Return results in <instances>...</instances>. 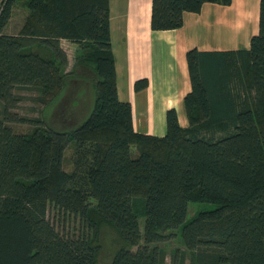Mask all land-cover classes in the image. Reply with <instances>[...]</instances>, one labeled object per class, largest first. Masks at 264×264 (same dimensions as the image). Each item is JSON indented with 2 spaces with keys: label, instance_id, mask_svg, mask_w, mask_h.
I'll return each instance as SVG.
<instances>
[{
  "label": "trees",
  "instance_id": "trees-1",
  "mask_svg": "<svg viewBox=\"0 0 264 264\" xmlns=\"http://www.w3.org/2000/svg\"><path fill=\"white\" fill-rule=\"evenodd\" d=\"M17 1L0 0V264H97L100 224L126 246L109 264H163L156 245L174 229L189 264H264V0L248 50L186 52L188 125L168 110L162 137L135 132L130 104L117 98L108 0H24L17 34H4ZM204 3L231 0H151L150 27L178 29ZM60 40L79 47L74 72L88 70L92 110L72 130L36 118L16 133L9 124L25 120L10 113L16 88H30L45 108L74 81ZM189 203L214 207L186 220ZM49 206L86 233L59 234ZM184 255L175 252L172 264H185Z\"/></svg>",
  "mask_w": 264,
  "mask_h": 264
},
{
  "label": "crops",
  "instance_id": "crops-1",
  "mask_svg": "<svg viewBox=\"0 0 264 264\" xmlns=\"http://www.w3.org/2000/svg\"><path fill=\"white\" fill-rule=\"evenodd\" d=\"M108 6L117 98L130 104L134 131L155 137L166 133L168 110L176 112L180 127L188 125L186 52L248 50L259 27L260 0L204 3L198 13H183L180 28L164 31L150 27L151 0H108ZM64 43L69 41L60 40V46ZM138 80L147 85L135 90Z\"/></svg>",
  "mask_w": 264,
  "mask_h": 264
},
{
  "label": "rangeland",
  "instance_id": "rangeland-1",
  "mask_svg": "<svg viewBox=\"0 0 264 264\" xmlns=\"http://www.w3.org/2000/svg\"><path fill=\"white\" fill-rule=\"evenodd\" d=\"M23 1L18 0L15 3L10 21L3 31L4 34H17L27 15V10L22 4ZM70 43L72 42L64 43L61 48L67 55L68 60L64 72L67 73L68 78L74 81L67 83L64 90L58 94L52 103L44 108L34 100L36 95L30 88L20 87L15 89L14 108L10 110V113H14L17 118L25 119L21 122L17 121L9 124L16 133H26L31 130L32 124L29 119H43L47 123H52L53 127L59 130H72L87 119L93 107L94 90L87 76L82 73L88 71L87 69L77 67V71L74 72L79 47L75 43V46ZM2 110L3 104L0 103V116ZM72 151L73 143H70L64 151L63 169L65 171L71 170ZM131 151L132 154H136L134 146L131 147ZM213 207L212 203H189L186 220L191 219L196 212L209 211ZM46 219L64 237L75 238L81 235V232L86 233L84 226L80 224L77 218L64 216L53 206L48 207ZM164 234L167 239L156 245L164 251L165 260L163 264H172V257L175 252H184L185 264H189L190 253L186 250L178 229L167 231ZM95 241L99 246L97 264H109L113 255L122 247H126L117 233L103 224L98 227V235ZM135 249L136 247L130 248L131 251Z\"/></svg>",
  "mask_w": 264,
  "mask_h": 264
}]
</instances>
